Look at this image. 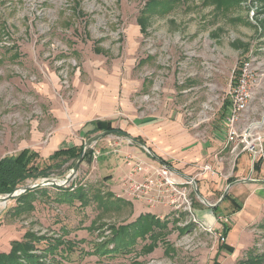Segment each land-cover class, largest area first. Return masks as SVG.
Masks as SVG:
<instances>
[{"label":"rangeland","instance_id":"rangeland-1","mask_svg":"<svg viewBox=\"0 0 264 264\" xmlns=\"http://www.w3.org/2000/svg\"><path fill=\"white\" fill-rule=\"evenodd\" d=\"M146 2L0 0V26L6 33L0 40V158L24 148L45 154L50 142L52 148L60 146L55 138L66 130L70 132L65 138L77 136L73 128L80 123L71 126L69 117L81 121L78 111L88 104L89 110L102 112L103 119L129 122L126 116L149 114L181 121L185 130L194 129L205 139L210 126L222 122L223 99L240 62L248 59L253 60L256 81L249 115L259 119L264 114V0L219 3L227 9L211 0H182L164 16L149 15L147 31L141 33L137 18ZM123 101L132 113L116 111ZM193 123H199L197 129ZM102 138L111 140L93 147L99 152L96 159L81 162L74 173L66 168L68 162L49 176L58 182L71 174L63 187L82 188L87 204L80 205V199L69 198L51 184L29 189L34 191L26 199L8 200L0 205V252L8 253L12 241L25 242L33 235L74 243L71 253L63 256L40 253L46 245L41 241L34 253L49 264H212L219 243L206 236L193 241L197 227L190 224L186 228L191 230L182 233L171 217L169 234L151 252L142 249L149 240L138 239L130 254L87 253L94 243L111 238V226L137 217L130 203L109 196L104 168L111 156L125 162L122 147L132 143L113 133ZM245 156L241 154L238 164ZM44 157L38 160L42 166L49 163ZM236 161L233 156L225 160L230 172ZM191 198L193 206L201 201L194 186ZM101 201L113 206L106 209ZM247 204L240 217L250 220L258 213L260 219L244 230L238 222L233 225L229 242L238 250L218 252L220 264H251L249 259L257 258V264H264V207L251 211ZM233 209L222 212L228 216Z\"/></svg>","mask_w":264,"mask_h":264},{"label":"crops","instance_id":"crops-1","mask_svg":"<svg viewBox=\"0 0 264 264\" xmlns=\"http://www.w3.org/2000/svg\"><path fill=\"white\" fill-rule=\"evenodd\" d=\"M139 29L141 33H145L147 31V28L146 31H142L140 26ZM97 50L99 52H103L99 48ZM145 61L146 58L140 62L144 63ZM89 106L90 105L88 104L87 109L84 108L78 111L80 112L79 120L81 121H76V119H78L76 117H69L71 126H75L80 123L77 127L73 128V130L77 132V136L70 139L65 138L64 135L70 132V130H66L62 132V137L55 138V143L60 144V146L58 145L57 147L52 148V144H54V142L52 141L49 144L47 143L48 146L46 145L47 148H45V154L38 149H31L39 155V159L46 155L44 158L47 160L49 155L59 149L82 145L86 139L85 132L90 128L89 123L95 120H101L109 121L111 126L127 133L128 136L119 135L125 139L127 138L126 140H130L132 143L131 145H124L122 147L123 153L136 159L143 160L146 163H150L153 166L165 163L176 170V176L179 180H187L189 177H193L201 165L208 163L212 165L219 174L209 175L206 173L195 179V185L199 194L202 195L207 202L205 203L201 200L199 204L193 206L195 216L199 221L205 223L209 227H212L215 232L221 233L225 238L223 243H219L214 259H217L218 252L220 251H225L228 254H234L236 250H238L234 244L229 242L233 225H236L238 222L244 230L246 225L255 222L257 218L259 220V217L261 216H258L257 213L256 216L250 220H245L243 217H240L245 210V203H248V210L251 209V211L257 210L259 212V210L264 207V162L262 161L254 166L251 164L248 154L244 152V154H246L245 158L247 162L242 161L238 164V158L241 156V153L236 158L237 161L234 165L235 167L233 171H229L230 167H227L225 160L231 155L228 149L224 148L226 140L224 117L228 108V101L226 98L223 99L220 109V116L223 118L222 122L218 123L217 126L211 125L210 133L207 134L205 139L199 138L196 135L197 131L194 129L193 133L185 130V125H183L181 121L167 118L161 119L149 114L143 116L132 114L126 116V118H129H127L129 122L118 119L117 117H114L113 119H103L102 112L91 111L92 109L89 110ZM116 111L132 113L124 101L119 103L116 107ZM194 124L196 123H193V128L197 129L198 125L194 126ZM101 138L91 144L88 148L94 151L93 147L98 142L111 140V138ZM135 138H138L142 143L137 141ZM147 147L149 149H146ZM141 148L147 151L145 152L147 155L141 150ZM151 153H153V155H151ZM109 159H111V161H107L104 164V168L106 170L105 173L109 176L110 191L112 192L110 195L120 198L118 199V202L124 201L127 204L130 203L132 205L133 214L137 217L140 214L145 213H149L160 220L166 221H168L171 217L173 219L172 221H175V225L182 233L191 230L190 228L187 230L188 228H186V226H182V223L186 218L185 215L176 211L172 207L162 204L149 205L144 200H137L127 196L124 193L127 182H125V184L123 183L124 189L122 186V182L127 178L129 173V167L126 160L124 162L122 159L115 156H111ZM82 162L89 164L91 160H89V156L86 155ZM248 177L249 179H247ZM141 179L142 175H136V180L140 181ZM243 179H246L247 181L233 184L226 194L227 197L225 196L217 205L210 206L219 200L229 183L235 180ZM260 182H263V184L259 185ZM192 190L193 189H191V192ZM256 193L262 194L261 197L257 196ZM152 194L154 195V193ZM226 199L227 201L223 202ZM258 199L260 200L258 201ZM240 201H242V203H239ZM230 208H234L232 210L234 212L225 216V213H223L222 210L224 209V211H226V209ZM236 218H238V220H236ZM220 221H222V223ZM225 229L226 233L223 234ZM167 234H169V232ZM191 235L193 241L197 240V242L202 239V236H206L208 239H211L209 233H201L198 228L194 229ZM222 244H224V247L220 249L219 246ZM229 247L232 248L231 251L227 250ZM217 262L220 264L218 260Z\"/></svg>","mask_w":264,"mask_h":264},{"label":"trees","instance_id":"trees-1","mask_svg":"<svg viewBox=\"0 0 264 264\" xmlns=\"http://www.w3.org/2000/svg\"><path fill=\"white\" fill-rule=\"evenodd\" d=\"M179 1L182 0H147L139 17L137 18V23L139 24L141 30L146 31L149 15L164 16L168 14L175 7L174 5ZM211 1L217 4V8L227 9V5L226 7H219L218 5L219 3L220 5L225 4L231 0ZM5 35V27L2 25L0 26V40H2ZM241 63L242 62H240V64ZM235 74H238L237 70L235 71ZM89 125L90 128L85 132L86 139L101 131H109L110 133L128 136L126 132L111 126L109 121L95 120L89 123ZM135 139L142 143L138 138ZM82 149L83 144L66 149H59L48 156L47 160L49 163L44 166L39 164V155L35 151L28 148L22 149L16 154L3 156L0 158V195L13 192L18 186L25 184L28 180H37L39 178L49 177L53 174L54 170L63 168L68 162H70V164L66 168H72L79 155L82 153ZM92 153L93 151L87 148L84 152L83 159L86 155H88L89 160H91ZM260 162L262 161L259 160L254 163V166ZM60 175L63 176L64 173H60ZM53 186L66 193V196L69 198L76 197L80 199V205L87 204V195L86 193L84 194V190L82 188L77 186L74 187L73 185H69L68 187ZM33 191L34 190L25 191L13 199L16 201L26 199L27 195L30 193L32 194ZM119 202L125 203L124 201ZM101 204L106 209L109 208L108 205L110 207L113 206L111 205L113 203L106 201H101ZM117 207L118 206L115 205V208ZM167 225L168 221L160 220L154 215L149 213L140 214L133 221L127 224L111 226L109 229L112 234L111 238L100 243H94L92 249L87 253L97 257H113L118 254H130L134 251L133 247L138 239L149 240V242L143 244L142 249L144 252L146 251V253L151 252L155 247H157L158 241L167 235ZM225 233L226 229L223 234ZM26 240L25 242L24 240L12 241L8 253L0 252V264H23L20 258H23L27 264H49L41 260L40 255L34 253L36 250H40L36 246H38L41 241H45L46 245H44L43 249L39 252H44L50 255L60 253L63 256H68L74 245L73 242L64 241L61 238H51L49 239L50 241H47V238L35 237L33 235H30L26 238ZM223 247L224 244L219 246L220 249ZM227 250L231 251L232 248L229 247ZM259 260V258L249 259L251 264H257ZM212 264H218L216 258Z\"/></svg>","mask_w":264,"mask_h":264},{"label":"built area","instance_id":"built-area-1","mask_svg":"<svg viewBox=\"0 0 264 264\" xmlns=\"http://www.w3.org/2000/svg\"><path fill=\"white\" fill-rule=\"evenodd\" d=\"M253 60L248 59L240 64L238 74L231 81L225 98L228 101L227 112L224 117L226 140L224 148L236 159L246 152L251 164L264 159V114L259 119L251 118L249 109L255 95L253 74ZM199 123L194 124L197 126ZM130 143L131 141L128 140ZM98 151H93L92 157L96 159ZM129 167L126 178L127 186L124 193L134 199L144 200L149 205L162 204L172 207L185 215L182 226L194 224L200 231L209 233L214 243H223L224 236L215 232L212 227L199 221L193 209L191 189L195 179L203 174L216 175L215 168L205 163L193 177L179 180L176 170L165 163L153 166L143 160L130 155L125 157ZM136 175H142L140 181ZM186 185V186H185ZM154 193V195L152 194Z\"/></svg>","mask_w":264,"mask_h":264},{"label":"water","instance_id":"water-1","mask_svg":"<svg viewBox=\"0 0 264 264\" xmlns=\"http://www.w3.org/2000/svg\"><path fill=\"white\" fill-rule=\"evenodd\" d=\"M108 134H110L109 131H101V132H98V133H96V134L90 136V137L84 142V144H83V149H82V153L79 155L78 159L76 160V162H75L74 165L72 166V168H71V173H74V172L77 170L79 164L82 162V159H83V155H84L85 150H86L89 146H91V144H93L94 142H96L98 139H100L101 137H103V136H105V135H108ZM151 155H153V153H151ZM70 179H71V174H69L64 180H62V181H58V182H57L54 178H52V177H44V178H41V180H39L38 183H37V182H36V183L34 182V183H32V184H31V183H29V184H24V185L18 186V187H17L13 192H11V193L4 194V195H0V202H2L3 205H4L8 200H11V199H13L14 197L20 195L21 193H24L25 191H28L29 189L35 188V187L40 186V185H49V184H51V185H55V186H64V185H66V184L69 182ZM243 181H247V180H246V179H243V180H235V181L229 183V184L226 186L225 190L223 191V193H222L221 197L219 198V200H218L215 204H212V205H210V206H215V205H217L218 203H220V202L223 200V198L226 196V194H227L229 188H230L233 184H235V183H239V182H243ZM193 186H194V191H195L196 195H197V196H198L203 202L207 203V202L205 201V199L203 198V196L199 194V192H198V190H197V188H196L195 183H193Z\"/></svg>","mask_w":264,"mask_h":264},{"label":"bare ground","instance_id":"bare-ground-1","mask_svg":"<svg viewBox=\"0 0 264 264\" xmlns=\"http://www.w3.org/2000/svg\"><path fill=\"white\" fill-rule=\"evenodd\" d=\"M0 205H3V203H2V202H0Z\"/></svg>","mask_w":264,"mask_h":264}]
</instances>
